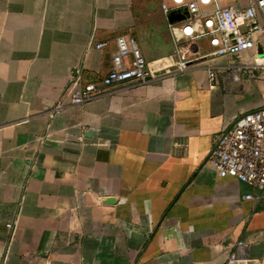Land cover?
<instances>
[{
	"label": "crops",
	"instance_id": "crops-1",
	"mask_svg": "<svg viewBox=\"0 0 264 264\" xmlns=\"http://www.w3.org/2000/svg\"><path fill=\"white\" fill-rule=\"evenodd\" d=\"M163 1L0 0V264H226L240 239L264 264V194L207 161L264 106V30L256 48L71 102L74 79L109 72L119 35L163 65L175 50Z\"/></svg>",
	"mask_w": 264,
	"mask_h": 264
},
{
	"label": "built area",
	"instance_id": "built-area-1",
	"mask_svg": "<svg viewBox=\"0 0 264 264\" xmlns=\"http://www.w3.org/2000/svg\"><path fill=\"white\" fill-rule=\"evenodd\" d=\"M221 0H171L163 1L162 10L167 16L172 11H187L185 19L170 22L169 28L175 42V50L160 68L147 61L135 37L119 35L112 54L111 69L99 81L82 84L73 80L69 95L73 104L90 102L102 96L113 86L127 82L147 84L162 76L184 71L192 65L211 57L239 54L257 47V35L264 27V0H249L246 7L228 4ZM207 39L212 50L203 53L199 41ZM108 42L97 43L101 49ZM264 49V47H263ZM236 78L247 65H227ZM233 68V69H232ZM246 71H251L247 69ZM208 82L214 87L218 82L217 70L209 66ZM56 105V111L64 106ZM207 161L220 177H234L264 194V106L239 115L216 138ZM247 194L246 199L262 198ZM12 227V223L8 224ZM249 243L240 239L230 250L226 264H263L261 259L247 257Z\"/></svg>",
	"mask_w": 264,
	"mask_h": 264
},
{
	"label": "water",
	"instance_id": "water-1",
	"mask_svg": "<svg viewBox=\"0 0 264 264\" xmlns=\"http://www.w3.org/2000/svg\"><path fill=\"white\" fill-rule=\"evenodd\" d=\"M187 16V11H172L168 18L170 20V22H175V21H180L185 19Z\"/></svg>",
	"mask_w": 264,
	"mask_h": 264
}]
</instances>
